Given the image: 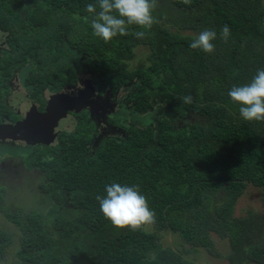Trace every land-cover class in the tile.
I'll return each mask as SVG.
<instances>
[{"label": "trees", "instance_id": "16d2710c", "mask_svg": "<svg viewBox=\"0 0 264 264\" xmlns=\"http://www.w3.org/2000/svg\"><path fill=\"white\" fill-rule=\"evenodd\" d=\"M95 2L36 0L24 17L12 1L0 2V26L10 32L12 47L0 59L6 70L33 57L28 81L61 85L68 66L60 59L68 47L87 57L82 66L98 86L115 94L134 84L123 107L107 114L112 124L126 119L124 142L101 137L88 110L76 114L71 131L58 134L56 147L40 144L27 154L48 206L5 212L20 230L11 264H194L184 245L217 257L213 235L228 240V264H264V214L234 213L249 184L260 189L264 206V121L243 120L227 95L264 68L262 0H166L151 29L132 25L128 35L107 43L94 35L85 10ZM225 24L227 43L220 39ZM203 29L217 32L211 54L189 47ZM136 31L145 37L137 39ZM140 45L148 48L147 65L129 69ZM183 96L192 102L183 103ZM157 103L173 116L134 124ZM191 116L194 122L187 121ZM112 182L138 185L154 221L133 230L106 218L96 197ZM159 231L177 234L181 248L163 246ZM12 243L0 228V260Z\"/></svg>", "mask_w": 264, "mask_h": 264}, {"label": "rangeland", "instance_id": "374dc122", "mask_svg": "<svg viewBox=\"0 0 264 264\" xmlns=\"http://www.w3.org/2000/svg\"><path fill=\"white\" fill-rule=\"evenodd\" d=\"M35 1L36 0H18L15 3V9L21 17H24ZM262 2L264 4V0H262ZM165 3L166 0H156V7L152 12L154 19L159 16ZM168 27L174 29L172 26ZM6 36L7 32L0 30V43L4 41ZM3 50H9L8 44L0 46V53ZM147 53V46L140 45L134 48V55L128 68H144L147 65L145 59ZM86 58L85 55H77L73 49L65 47V52L60 60L67 63L71 73L73 72L74 74H61L64 72L63 68L61 72H58L66 76V80L63 84L60 85V81L57 79L58 82L54 79V81L47 83L50 84L52 88L46 87L43 90L44 98L48 101L47 108L49 106V101L52 107L49 110L46 109L40 118L33 120L31 115H29L33 112L31 110L35 108L37 103L27 98V96H29V91L28 89L25 90L26 87L23 85L24 77L19 87L15 80V75L12 77L11 84L13 87L17 88L14 89L12 85H8L7 95L2 98V102L8 107L18 103L20 106L19 109L23 110L22 114L28 109L24 119H27L26 122H29L30 119V123L28 124L33 125L37 135H40L41 138L43 137L45 146L56 147L58 132L71 131L75 127L76 117L73 116V113L77 114L82 109L106 112L107 109H105V107L109 106V104H106V101L108 100L107 98L112 95V89L108 86H104L103 83H101L100 87L97 82H94L92 75L82 66V62L85 61ZM31 61L32 60H29L24 64L22 72L24 76L27 75L26 72H28L31 67ZM65 83L71 85L66 91ZM133 86L134 84L117 88L118 92L114 94L116 98L113 99L117 102L125 99L127 94L133 90ZM24 90L27 96L24 95ZM11 94L16 95V97L11 99ZM71 94H74L73 96L76 98L75 101H70L68 99V97L72 96ZM126 108H129V105H127ZM115 109L116 107L113 111H110V113H114ZM160 115L173 116V114H170L169 111L166 110L164 105L157 103L151 114L143 118L141 117L140 120L135 121L134 124L141 122L144 126L148 121H154L156 117ZM117 116L121 117V115ZM195 120L196 118L193 116L187 119V121L190 122H194ZM100 123L106 127L104 128L106 133L105 137L115 136L122 142L126 140L127 135L124 132L127 129V124L125 118H119L117 120L114 126L116 129L113 131L107 130V126L103 124V120H100ZM36 128H40L41 130L38 131ZM36 133L28 128L26 131L15 132V138L2 141L6 143L10 142L13 145L8 146L7 149L11 151L8 153L7 157L0 158V228L13 238V245L9 248L8 254L0 260V264L13 263L15 259L14 252L19 247L18 238L20 236V230L7 219L5 212L14 208L25 211H45L48 206L47 198L37 190L38 184L41 181L40 172L31 167V162L27 157V154L32 150L33 146L37 144L35 139ZM249 211L255 213L259 219L262 214H264V206L261 203V191L259 188L250 184L245 188L243 194L238 199L234 213L235 216L244 217L248 215ZM146 227L148 231L154 230L151 225H146L145 228ZM158 235L163 246L175 250L181 248L177 234L170 231H159ZM213 239L219 252L217 257L210 255L203 248H194L187 244L184 245V249H188V252L184 254L185 257L189 258L194 264H228L225 259L226 255L230 252L228 240L218 238L216 235H213ZM192 249L194 250L192 251Z\"/></svg>", "mask_w": 264, "mask_h": 264}, {"label": "clouds", "instance_id": "9594fccd", "mask_svg": "<svg viewBox=\"0 0 264 264\" xmlns=\"http://www.w3.org/2000/svg\"><path fill=\"white\" fill-rule=\"evenodd\" d=\"M185 4L189 0H183ZM156 0H96L85 5V10L92 14L90 26L95 36L110 42L117 35L129 34V26L151 29L154 24L153 9ZM133 35L143 39L145 31H136ZM230 27L225 24L220 31V39L228 42ZM214 29H203L194 36L189 47L211 54L215 51ZM230 100L238 105L239 116L245 121H264V68L256 70L250 82L233 85L227 92ZM185 104L192 102L191 96H183ZM105 196L97 195L100 211L116 227H130L133 230L143 224L154 221L155 213L150 209L147 199L139 191L138 185H122L112 182L105 186Z\"/></svg>", "mask_w": 264, "mask_h": 264}, {"label": "flooded vegetation", "instance_id": "af4514ba", "mask_svg": "<svg viewBox=\"0 0 264 264\" xmlns=\"http://www.w3.org/2000/svg\"><path fill=\"white\" fill-rule=\"evenodd\" d=\"M6 1H8V0H0V2H6ZM9 1H12L13 9L16 10L15 9V3L18 0H9ZM17 14H18V12H17ZM0 30L7 32V36L4 39V41H2L0 43V46H2L3 44H8V47H9L8 51L3 50L0 53V54H2V55H0V59H1L2 57L9 55V53L12 50V47L10 46V32L7 29L2 28L1 26H0ZM29 60H32V62H33V57H30L24 63L23 62L20 63L17 68H13L12 67L10 71L6 70L7 67H6L5 61H1L0 60V158L7 157L8 153H10V151H11V150L7 149L8 146L9 145H13L10 142L6 143V142H2V141H5L6 139H10V138L13 139V138H15V132L26 131L28 128H30L31 130H33L36 133L35 128L33 127V125L28 124V123H30V119H29V122H26L27 119H24V116L27 113L28 109H26L24 111V114H22L23 110L19 109L20 106H19L18 103L13 104L12 106L8 107L2 102V98L6 97V95H7L8 85H12L11 81H12L13 75H15V80L17 81L18 87L20 86V83L22 82V79L24 77L23 85L26 87L25 90L28 89L29 96H27L25 94V90H24V95H26L28 99H32L34 102L37 103L35 108H33V110H31L33 112L29 114V115H31L33 120L36 119V118H40V116H42L44 114L46 109L49 110L52 107L51 106V102L49 101V106L47 108L48 101L44 98V92H43V90L46 87H51L52 88V86L50 84H46L42 88V87H40L38 85H34L33 83L28 81L29 76H30V74L28 72H26V74L28 76L27 75L24 76V74H22L23 69H24V64L27 63ZM67 72H68L67 74H74L73 72L71 73L69 68L67 69ZM64 85H66L65 91L67 90V88H69V86H71L70 84L67 85L66 83ZM12 87H13V85H12ZM13 88L15 89L17 87H13ZM96 91H97V89H96ZM73 95L71 97H68V99L70 101H75L76 98ZM13 97H16V95H14V94L12 95L11 94L10 98L12 99ZM113 98L114 99L116 98L114 96V93H112V95L109 96V98H107L108 100L106 101V104H109V106L105 107V109H107L106 112H105L106 113V117L105 118H104L103 115H101L100 112H96L94 110L93 111L92 110L88 111L86 109L80 110L82 112L88 111V115H89V113H91L92 118L97 123L99 135L101 137L102 136H106V133L104 131V128H106V127L101 125L100 120L104 121L103 124L107 126V130H109V131L115 130L116 129L114 127L115 124H112V123L109 122L107 114L110 113V111H113V109L115 107H116L115 112L117 111V109H121L123 107L122 106L123 100H121L120 102H117ZM73 116L76 117V114L73 113ZM106 120H107V122H106ZM36 129L38 131L41 130L40 128H36ZM58 134H59V132H58ZM58 134H57V138H58ZM110 137H115V136H110ZM35 139H36L37 144L34 145L33 147L38 146L40 144L41 145L42 144L45 145L43 137L41 138V136L37 135V133H36Z\"/></svg>", "mask_w": 264, "mask_h": 264}, {"label": "water", "instance_id": "95a60500", "mask_svg": "<svg viewBox=\"0 0 264 264\" xmlns=\"http://www.w3.org/2000/svg\"><path fill=\"white\" fill-rule=\"evenodd\" d=\"M87 110H89V109H87ZM100 113H101V115H103L104 117H106V113L105 112H101L100 111ZM90 119H92L91 113H90Z\"/></svg>", "mask_w": 264, "mask_h": 264}]
</instances>
